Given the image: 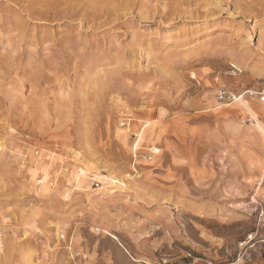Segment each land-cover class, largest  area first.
<instances>
[{
  "label": "rangeland",
  "instance_id": "374dc122",
  "mask_svg": "<svg viewBox=\"0 0 264 264\" xmlns=\"http://www.w3.org/2000/svg\"><path fill=\"white\" fill-rule=\"evenodd\" d=\"M0 264H264V0H0Z\"/></svg>",
  "mask_w": 264,
  "mask_h": 264
},
{
  "label": "bare ground",
  "instance_id": "6f19581e",
  "mask_svg": "<svg viewBox=\"0 0 264 264\" xmlns=\"http://www.w3.org/2000/svg\"><path fill=\"white\" fill-rule=\"evenodd\" d=\"M140 140V139H139ZM139 142V141H138ZM138 142L136 143V146L138 145Z\"/></svg>",
  "mask_w": 264,
  "mask_h": 264
},
{
  "label": "built area",
  "instance_id": "2783aa9c",
  "mask_svg": "<svg viewBox=\"0 0 264 264\" xmlns=\"http://www.w3.org/2000/svg\"><path fill=\"white\" fill-rule=\"evenodd\" d=\"M96 185V187L98 186V184H95Z\"/></svg>",
  "mask_w": 264,
  "mask_h": 264
}]
</instances>
